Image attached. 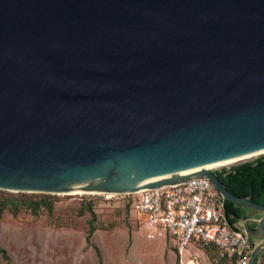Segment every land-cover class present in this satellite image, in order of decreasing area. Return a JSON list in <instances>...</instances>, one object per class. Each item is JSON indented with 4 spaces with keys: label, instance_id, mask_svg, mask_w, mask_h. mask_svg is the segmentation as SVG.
<instances>
[{
    "label": "water",
    "instance_id": "95a60500",
    "mask_svg": "<svg viewBox=\"0 0 264 264\" xmlns=\"http://www.w3.org/2000/svg\"><path fill=\"white\" fill-rule=\"evenodd\" d=\"M261 149L264 0H0V189L118 195L205 176L264 213L212 170L141 182ZM258 227L249 264L264 215Z\"/></svg>",
    "mask_w": 264,
    "mask_h": 264
},
{
    "label": "rangeland",
    "instance_id": "374dc122",
    "mask_svg": "<svg viewBox=\"0 0 264 264\" xmlns=\"http://www.w3.org/2000/svg\"><path fill=\"white\" fill-rule=\"evenodd\" d=\"M98 193L0 189V248L6 253L0 264H178L172 241L146 237L127 194ZM251 210L242 207L238 220ZM90 225L94 230L86 240ZM196 252L204 264L212 263L211 249ZM256 258L264 264V250Z\"/></svg>",
    "mask_w": 264,
    "mask_h": 264
},
{
    "label": "built area",
    "instance_id": "2783aa9c",
    "mask_svg": "<svg viewBox=\"0 0 264 264\" xmlns=\"http://www.w3.org/2000/svg\"><path fill=\"white\" fill-rule=\"evenodd\" d=\"M127 195L146 237L172 241L178 264H204L196 250L205 248L214 253L211 264H249V234L228 221L223 198L209 178L191 177Z\"/></svg>",
    "mask_w": 264,
    "mask_h": 264
},
{
    "label": "trees",
    "instance_id": "16d2710c",
    "mask_svg": "<svg viewBox=\"0 0 264 264\" xmlns=\"http://www.w3.org/2000/svg\"><path fill=\"white\" fill-rule=\"evenodd\" d=\"M215 173L231 193L249 197L254 202L264 205V156L240 162L230 168L224 167L221 170L215 171ZM242 207L228 200H223L224 212L230 223H233L240 216ZM93 230V226L90 225L86 240L89 239V235ZM251 230L256 229L251 228ZM0 254L5 257V250L0 248ZM257 258H255V263H258Z\"/></svg>",
    "mask_w": 264,
    "mask_h": 264
},
{
    "label": "bare ground",
    "instance_id": "6f19581e",
    "mask_svg": "<svg viewBox=\"0 0 264 264\" xmlns=\"http://www.w3.org/2000/svg\"><path fill=\"white\" fill-rule=\"evenodd\" d=\"M262 155H264V149H261V150H258V151H255V152H252V153H249V154H246V155L234 158V159L216 162V163L205 165V166L199 167V168H193L191 170H185V171H181V172H177V173H173V174H168V175H164V176H159V177H154V178H149V179H143V180H141V182L142 183H146V182H149V181L168 179V178H172V177H177L179 175L192 173V172L198 171L200 169L213 170V169H217V168H221V167H230V166H232V165H234V164H236V163H238L240 161L255 159V158H258V157H260ZM98 188L99 187L85 188V189H75V190H70V191H67V192H63L61 194H71V193H95V194H97L99 192Z\"/></svg>",
    "mask_w": 264,
    "mask_h": 264
},
{
    "label": "crops",
    "instance_id": "0c3cea01",
    "mask_svg": "<svg viewBox=\"0 0 264 264\" xmlns=\"http://www.w3.org/2000/svg\"><path fill=\"white\" fill-rule=\"evenodd\" d=\"M251 211H248V213H245V216L247 218H245L242 221H239L238 218H236L233 223H234V225L236 224V226L238 228H245L246 229V231L250 235V239L253 240V248H254L256 245H258V243L260 241V235H259L260 230L258 227V219L261 216L256 214L257 211H252V212ZM249 212H251V213H249ZM251 228H254L256 230L252 231ZM174 256L176 257V255H174ZM226 262H228V264H230L229 261H226ZM226 262H223V263L226 264Z\"/></svg>",
    "mask_w": 264,
    "mask_h": 264
}]
</instances>
